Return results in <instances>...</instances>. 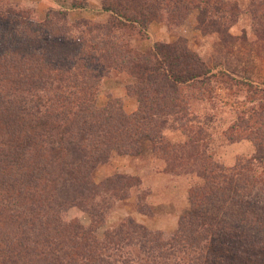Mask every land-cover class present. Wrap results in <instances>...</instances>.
<instances>
[{
    "label": "trees",
    "instance_id": "obj_1",
    "mask_svg": "<svg viewBox=\"0 0 264 264\" xmlns=\"http://www.w3.org/2000/svg\"><path fill=\"white\" fill-rule=\"evenodd\" d=\"M101 6L108 16L102 22L69 21L53 10L41 20L0 0V264H244L240 255L264 264V218L247 202L264 191V83L253 64L264 54V0H101ZM195 12L198 30L216 36L225 61L203 60L185 38L147 51L132 45L135 37L148 38L152 24L181 27ZM243 16L251 33L235 37L231 30ZM235 56L246 64L235 65ZM111 76L126 79L135 112L121 99L99 106ZM227 82L247 88L255 103L231 127L253 143L254 156L231 169L214 161L206 124L192 113L194 102L211 100L213 87ZM170 131L188 141L167 142ZM146 141L164 155L167 170H189L204 182L190 194L192 213L170 240L132 218L101 236L114 204L142 182L114 174L97 184L95 173L116 157L141 155ZM211 197L239 211L221 218ZM73 208L88 214L89 227L67 219Z\"/></svg>",
    "mask_w": 264,
    "mask_h": 264
},
{
    "label": "rangeland",
    "instance_id": "obj_2",
    "mask_svg": "<svg viewBox=\"0 0 264 264\" xmlns=\"http://www.w3.org/2000/svg\"><path fill=\"white\" fill-rule=\"evenodd\" d=\"M5 2L13 8L30 11L41 20H44L51 10L66 12L69 21L87 19L102 22L108 17L102 10L101 0H5ZM74 3L84 4V6L83 8H73ZM244 32L249 35L251 33V20L248 16L241 17L238 24L231 30V34L235 37L242 36ZM179 38L187 39L191 49L207 62L219 63L226 59V55L220 54L214 47L216 36H207L198 30L197 12L193 13L181 27L170 28L165 23L152 24L148 31V38L143 41L140 37H135L132 45L147 51L152 49L157 42L172 43ZM244 58L238 59L235 56L232 62L235 65H237L236 63L246 64ZM254 58L253 64L259 69L261 75L256 81L264 83V54ZM223 69L225 70V68ZM126 84V79L123 77L111 76L106 79L99 95V106L105 107L110 99H121L128 113L135 112L138 103L127 96ZM213 90L211 100H198L193 103L192 113L197 115L203 124H206L205 126L208 125L203 128L207 133L209 152L214 161L226 169H231L239 161L250 160L254 156L253 143L242 138L241 134H234L231 127L236 122L237 115L254 107L255 103L252 102L247 88L237 87L230 82L215 85ZM260 100L261 98L258 96L256 101L260 102ZM166 141L173 145H179L185 144L188 139L181 131H170L166 133ZM142 148L141 155L116 157L111 163L99 168L95 173L97 184L114 174L137 177L142 182L141 190L134 191L130 199L114 204L107 217L106 225L100 229L101 236L107 229L132 218L138 225L150 232L159 233L165 240H170L177 234L181 220L192 213L190 194L193 190L204 186V182L196 174L188 173L189 170L182 171V174L167 170L166 158L162 153L156 151V147L150 141L143 142ZM262 184L264 185V182ZM138 195L144 197L145 201L139 202ZM209 202L213 203L214 212L217 209L218 216L221 218L228 219L229 213L239 211L221 199L217 200L211 197ZM247 202L251 209L259 212L264 218V191H257L254 198L248 199ZM141 205L145 207L143 213L139 211ZM240 206V209L243 208ZM67 219L85 227H89L91 224L88 214L78 208L71 209ZM245 231L255 236V233L249 229ZM225 240H220L218 246L222 247L223 243H227ZM220 251L225 250L221 249ZM256 257L258 256L256 255ZM239 260L240 263H249V260H242L241 255Z\"/></svg>",
    "mask_w": 264,
    "mask_h": 264
}]
</instances>
